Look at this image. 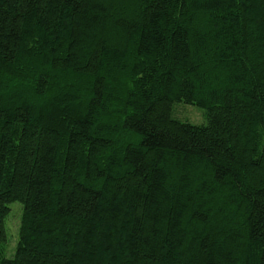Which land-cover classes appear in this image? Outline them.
<instances>
[{"label": "trees", "instance_id": "16d2710c", "mask_svg": "<svg viewBox=\"0 0 264 264\" xmlns=\"http://www.w3.org/2000/svg\"><path fill=\"white\" fill-rule=\"evenodd\" d=\"M0 264H264V0H0Z\"/></svg>", "mask_w": 264, "mask_h": 264}, {"label": "rangeland", "instance_id": "374dc122", "mask_svg": "<svg viewBox=\"0 0 264 264\" xmlns=\"http://www.w3.org/2000/svg\"><path fill=\"white\" fill-rule=\"evenodd\" d=\"M172 115L180 121H187L192 124H205L207 121L203 109L182 102H175L172 104ZM20 217V203L14 202L10 204V213L5 221L7 235L5 254L7 257H11L13 255L16 247Z\"/></svg>", "mask_w": 264, "mask_h": 264}]
</instances>
